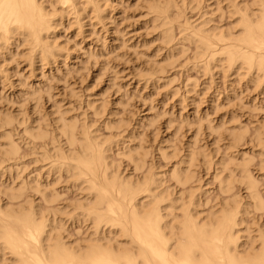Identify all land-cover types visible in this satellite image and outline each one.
<instances>
[{
    "label": "bare ground",
    "instance_id": "bare-ground-1",
    "mask_svg": "<svg viewBox=\"0 0 264 264\" xmlns=\"http://www.w3.org/2000/svg\"><path fill=\"white\" fill-rule=\"evenodd\" d=\"M76 1L79 2L78 0H53V2H51L53 3L51 4V8L48 6L50 9H47L48 4H45V7L43 0H0V56L4 51L9 55L11 47L16 50L19 46L25 45L28 47V60L32 65L40 64L39 66H41V63L50 62V60L54 62V60L61 57L63 48L59 46L60 44L58 45L55 38L56 32L60 29L64 19L67 20V24L74 22L78 29L83 28L86 23L92 26V18H97L98 20L102 19L101 13L103 12L100 9L101 4H98L100 2L97 0H85V6L82 3L81 5L83 6L78 8ZM192 1L194 2L195 0ZM229 1H231L229 3L234 5L235 2L233 1L235 0ZM253 1L254 2L250 4L251 6L249 4L246 6L244 1L243 4L241 2V4L244 5L243 7H240V2L238 4L239 7L236 4V6L232 5L234 8L237 7L236 9H232L230 4L226 5L228 7L230 6L232 11L234 10L233 15H236L233 20L234 22L230 24V26L233 25V27H231L232 29L229 28V30L228 28H224L223 30L222 27L220 29L218 26V29H214L216 25L215 27H211L209 24V27H206L208 20H206V25L203 22H198L200 25L203 23L201 27L198 26L199 24L193 26V24L189 22L186 23V19L185 23L182 24L179 7H177L176 3L172 0H166L165 2L164 0L163 2H158L156 0L152 5L149 4L148 10L150 13H148V15H153L152 18L149 16L152 22H159L157 25H159L158 28L160 27L161 29L160 36L163 43H166V47L167 44L171 43L174 39L173 37L176 31L179 35V38L176 40L181 41V45L184 44V42L192 45L194 52L191 51V58H194L192 60L195 61L196 69H200L203 74L214 72V70L218 72L217 69L221 68L222 71L224 70L227 73L239 75L241 79L247 76V78L254 82V85L256 83L260 86L264 84V0ZM250 2H252V0ZM180 3L181 6L182 4L184 5L183 0ZM217 4L219 5V3ZM195 6L190 5V9H187L192 11L196 8ZM222 9L223 8H221V10ZM58 10L59 12H57ZM64 11L67 13L64 14ZM227 12L229 13L230 11ZM219 13L222 14V11H219ZM233 15H231L232 18ZM68 16H71V18H68ZM204 18H202L203 21ZM231 22L232 20L230 19V23ZM153 24L151 25L152 28L156 26H153ZM175 29L176 31L173 34ZM155 30L156 29H154V31ZM157 31L159 30L157 29ZM173 47L175 46L173 45ZM175 52H177V49ZM174 53L173 55L175 56L176 53ZM173 55H170V57ZM168 60H170V58ZM171 60H173L172 57ZM163 63H165V61ZM165 65H168V62ZM155 66L158 67V64ZM212 69L213 71H211ZM158 73L162 74V70L154 71L146 75V81H154V78L159 75ZM240 74H244V78ZM144 75L142 76L144 77ZM211 77H213L212 74ZM247 78L245 80L248 82ZM188 88L193 89V86ZM189 91L190 89L186 92L189 94ZM171 94L173 96L175 92L173 91L170 93V96ZM97 107H95V105L93 106V113H98L96 111ZM59 111L60 110H58V112ZM60 113H57L59 115L55 122L57 123V125L55 124L56 129L59 132L57 133L60 134V136L56 137L59 139L61 137L63 140L65 139L63 143H66L68 147L64 148V145L62 146L61 139L58 145V141H55L56 137L53 138L54 142H56L55 144L58 145L55 147L53 145V140H49L52 139L50 136L51 138H48V140L51 141L53 145L52 150H45L43 153L41 151L40 153L42 155H39L38 152V155L39 157L41 156L44 161L46 160L45 163L50 160L48 163H51L50 166L57 173L66 174L70 182H72V187L77 188L76 190L79 189L80 192H85L84 199L79 194L83 201L77 200L76 198L77 201L73 200L76 202L68 203V206L63 207V209L61 208L62 204L61 207L49 208L51 206H49V204H52L50 202L54 200L53 195L50 193V195L47 194L49 189L47 193H44L45 189L43 186L41 187L39 181L32 178L29 180L27 186L23 184L25 183L24 181L15 185L13 183L11 185L8 184L9 186L7 185L8 187L3 189L4 192L2 193L1 191L5 196V201L7 200L8 203H3L4 201H2V203L0 202V264H264V228L258 231L257 240L254 241L255 237L253 239L251 235L254 232L250 233L248 227L245 226L247 224H245V217L247 218L246 215L249 212V205L250 208L252 206L254 211H261L264 209V198H262L263 200L260 198L258 194L260 191L258 192L259 189L257 190V188H259L257 187L259 183L257 185L255 181L256 177L253 178L249 169L252 164H250V160L247 161L245 157H242L240 160L241 162L239 161V163H237L238 160L235 161L236 158L231 156L223 163L221 161L222 157H219L221 162L219 166L221 168L218 167L217 169L219 171H216L225 173L217 178L219 191H221L222 194L226 195V193H228L229 196L231 193L230 191L235 188V185H240L243 186L248 193L249 198H245L250 199L251 203H240L236 200L237 198L230 200L229 197L232 196L230 195L227 197L229 200H227V198L224 199L226 201L223 200L221 206H219L216 201V203L213 202L211 210L209 211L210 208H207L209 212L206 214L204 213L205 216H201L206 210L204 211L202 209L203 212L200 210L198 211V209H201L198 208L201 207L199 206L201 203H196V199L193 198L192 192L190 193L186 190L188 194L185 192L187 195L183 194L184 197L181 196V198L177 200L176 196V198L171 197L174 196V194L170 195L172 192L170 193L166 189H160L162 188L161 178H156L154 173L149 172L152 171V169L149 170L151 167L150 164V167L147 168L149 171L146 169L144 173H138L139 176L134 179H129L128 177L130 175H122V171L120 172L118 166L113 164L114 162H111L113 160H110L111 148L113 145L117 146L120 139L107 141L105 137H103L104 140H102L100 134L93 133L94 131L97 132V129L93 125H89L88 123L86 124L87 128H85L83 125L85 120L83 122V119L82 121H80V119L79 122H82L83 127H81V124L78 126V123L75 121L79 118L76 119L77 117H73L75 120L72 118V121L70 120L71 115L70 117L68 116L69 118H65L67 115L63 116L65 110L63 113ZM1 117V129L5 126H9L15 121L16 123L19 121V119L17 120V116L12 117L9 114L8 116L2 115ZM22 121L17 124H22ZM116 122L112 123L111 121L113 125L115 124L113 128V125L110 123L111 127L108 121L106 123L108 127L105 126V128H109V126L113 129L118 128L120 122L117 123L118 125ZM230 123L232 124V122ZM230 123L228 124L230 125ZM38 124H40V122ZM225 124V126H229L227 123ZM28 125H24V132L29 140L32 141L27 143L38 140L40 144L41 141L44 142V140L49 137V135L47 136L48 133H46L48 130H44L46 127L44 129L41 128V126L43 127L42 122L41 126L36 124L37 126L35 127L33 124L34 127L32 128ZM220 125L222 127L223 124L220 123L218 127H220ZM92 126L96 130L91 131V129L88 128ZM7 128L8 127L5 129ZM205 128L208 129L207 126ZM209 128V133H212V131L217 133L218 131L215 132L214 128ZM215 128L217 129V127ZM257 128L259 129V127ZM1 129L0 131L2 132L3 129ZM234 129H231L229 132L228 129L227 131L225 128L222 129L224 130L223 132L226 131L225 134L228 132L225 139L227 141L229 137V141L227 142H230L231 148L239 146V143L245 139L244 137L246 135V132L241 128V130ZM198 132L199 131H197V133ZM0 134L1 138H4L7 133L5 134L2 132ZM225 134L223 135L225 136ZM195 136L196 135H194V138ZM120 138L122 139V137ZM253 139L256 141V145L258 144L261 146V149H263L261 154L264 155V131L260 132L256 130ZM193 140L196 141L195 139ZM47 142L48 141L45 143L47 144ZM251 143L250 145H252ZM194 144L196 147V143ZM49 145L50 144H47L45 146ZM127 146L122 148L125 151H123V153L120 152L121 156L123 155L130 164H133L135 171L143 172L145 169H142L144 167L143 154L146 152L140 153L142 150L136 151L135 148ZM193 149L195 150V148ZM197 149L198 152L201 150L199 148ZM203 150L200 151V156L202 158L199 157V159L206 165L207 163L203 162V159L207 155H201L206 153V150ZM193 151H188V154L185 152L184 154L186 155H183L184 158L182 159V164H184L182 166L184 167L179 168L177 164L178 168L175 166L176 168L173 173H171V178L177 184V188L178 186L185 187L189 182L193 183V180L190 181L191 177L194 176L190 174V172L192 173L190 168L195 165V162H200L197 160L198 153H194ZM215 151L218 153L219 150L217 149L214 150V152ZM225 151L227 152L228 150ZM18 153H20L19 146L7 134L3 144L0 145V164H3L5 161H14ZM163 153L166 154L165 152ZM168 154L167 157H169ZM227 156L225 155L223 157L224 160ZM162 157L164 156L162 155ZM239 157L240 156H238V159ZM41 158L40 161L42 160ZM17 159L15 160L16 162H18V160L20 161V159ZM164 159H166V155ZM262 162L263 158L261 159V164ZM146 164L147 163H145V166L147 167L148 165ZM258 164V166H260V163ZM196 166L197 165H195L194 168ZM218 172L216 173L217 176L221 174H218ZM235 172L237 173L236 176ZM18 179L20 180V177ZM192 183H190V185H192ZM27 187L29 190L40 195L43 202L42 205L40 203L41 201H35V203H33L34 199L32 201L29 200L27 196L29 194L26 193ZM167 187L169 188V186ZM176 187L175 189H177ZM194 187L191 189L196 190ZM41 188H43L44 192ZM191 189L189 191H192ZM176 191H174V193ZM180 192L182 194L183 191ZM224 195L223 197H225ZM197 196L199 195L197 194ZM262 196L263 195H261V197ZM19 200H21V202H18ZM14 201H16V203ZM57 201L55 200L56 204ZM214 203L216 206H219L218 209H215L216 206L213 205ZM53 206H55V204ZM69 206L70 208L68 210ZM67 212H73L76 217L78 216V218L68 217L69 220L72 219L74 223H79L85 228L84 234L80 239H73L69 237L67 233L66 225L64 226L65 222L62 220V216L66 215ZM249 225L250 224H248V226ZM262 227H264V225ZM249 228H251V226Z\"/></svg>",
    "mask_w": 264,
    "mask_h": 264
},
{
    "label": "rangeland",
    "instance_id": "rangeland-1",
    "mask_svg": "<svg viewBox=\"0 0 264 264\" xmlns=\"http://www.w3.org/2000/svg\"><path fill=\"white\" fill-rule=\"evenodd\" d=\"M78 1L79 2L76 1L78 8L83 5L85 6V0ZM97 1L100 2L98 3L99 5L101 4L100 9L103 13L100 15L103 20L92 18V26L86 23L83 28L78 29L74 22L67 24V20L64 19L60 29L56 32L55 38L58 45L60 44L59 46L63 48V52L62 56L54 60V62L50 60V62L41 63V66H39L40 64H30L28 60V47L25 45L19 46L16 50L11 47L9 55L4 51L0 56V119L2 115L8 116V114L12 117L17 116V120L19 119L17 123H20L23 119L22 124H17L15 121L12 123L13 125L10 124L9 126L3 127L2 129L4 131L0 128L2 132L5 134L7 133L8 136L13 139L19 146L20 151V153H18L19 157L17 156L14 161H5L3 164H0V202L2 203V201H4L3 203H8L7 200L5 201V196L2 194L4 192L3 189H6L12 183L15 185L17 183H22V181H24L25 183L23 184L27 186L29 180L32 178L39 181L41 187L43 186L45 189L44 192L43 188H41L44 193H47L49 189L47 194L53 195L54 200L52 201L55 206H53V202H50L52 204H49V206L51 205L52 207L48 206L49 208L61 207L62 204L61 208L63 209V207L68 206V203H74L77 200L83 201L81 200V196L84 199L85 192H80L79 189L76 190L77 188L72 187V182H70L68 176H66V174L63 175L64 173H57L50 166L51 163H48L50 160H47L48 162H46V164V160L44 161L41 156L39 157V155H42L40 153L41 151L42 153L45 152V150L50 151L53 145L55 147L59 145L61 137L60 139L56 137H59L60 134H58L59 132L56 129L57 123L55 122L59 115L57 113H63L64 110L65 113H67H64V115L62 114L63 116L67 115L65 118H69L70 115V120L72 121L73 119L75 120L76 117V119L79 118L75 121L78 123V126L81 124V127L84 125V127L87 128L86 124L89 123V125H93L97 129V132L94 131L93 133L100 134L102 140H104L103 137H105L107 141L120 139L117 146L113 145L111 148L110 160H113L111 162H114L113 164L118 166L119 171H122V175H130L128 178L134 179L139 176V174L144 173L151 165L149 170L152 169V171L148 169L147 171L154 173L156 178H161L162 188L160 189H166L168 192H172L170 195L174 194V196L171 197L176 196V200L181 198L183 194L187 195L188 193L186 190L190 193L192 192V196L196 199V203H201L199 205L201 207H198L201 209H198V211H207L209 208L210 211L212 203L215 201L221 206L222 201L230 195L235 197L233 198L230 196V200L237 198L236 200L240 203L250 202V199H246L249 198V195L243 186L235 185V188H233L234 190L232 189V191H230L232 194L229 192V196L228 193H226V196L219 191L217 178L225 174L223 172H218L219 170L217 168L221 165L219 157H222L224 160L223 157L225 155L227 156L228 153L224 161L221 159L223 163L231 156L236 158L235 161L238 160L237 163H239L242 157H245L247 161L250 160V164L252 163L250 167L252 168L249 167V169L253 178L256 177L255 181L257 185L259 183V186H257L259 188H257V190L259 189L258 192L260 191V193L258 194L261 199L264 198V155L261 154L263 149H261L260 145H256V141L253 139L256 130L260 132L264 131V84L258 86L259 84L255 83L254 85V82L247 78V76L244 78V74H240L244 78L241 79L239 75L227 73L224 70L222 71L221 68L217 69L218 72L214 70V72H207V74H203V72L198 69L200 73L196 69L195 61L192 60L194 58H191V51L194 52L192 45L186 42L181 45V41L176 40L179 38L176 29L173 31V34L176 31V34H174L175 36L173 35L174 39L172 38L173 40L171 43L167 44L166 47V43H163L160 36L161 29L160 27L158 28L159 25H157L159 22H152L151 18L153 15H148V13H150L148 5H152L156 0H152V2L151 0ZM157 1L163 2V0ZM165 1L166 0H164V2ZM172 1L179 7L182 24L185 23L186 19V23L189 22L193 24V26L199 24L198 26L201 27L203 23L206 25V20H208L209 22L207 21V25L209 24L211 27H215L216 25L214 29H221L222 27L223 30L224 28H228L229 30V28L232 29L231 27H233V25L230 26V24L234 22L233 20L236 17V15H233L234 10L232 11L235 4L238 5L239 2L243 4L244 1V4L246 3L247 6V4L250 5L254 2L253 0L252 2H250L251 0H235L233 1L235 2L233 5L229 3L231 2L229 0H198V2L197 0L194 2L192 0H183L184 5L182 4L181 6L180 2H182V0ZM51 2H53V0H43L44 5L48 4L47 9L51 8V4H53ZM82 3L83 5H81ZM217 3H219V5ZM229 4L232 9L230 6H226ZM242 4L240 7L244 6ZM190 5H194L196 8L191 11L189 10ZM48 6L50 8H48ZM221 8L223 9L221 10ZM236 8L237 7L234 9ZM217 10L222 11V14ZM227 11H230V14ZM57 12H59V10ZM65 13L67 12L64 11V14ZM231 15H233V18ZM68 18H71V16H68ZM202 18H204L205 22ZM230 19L232 20L231 23ZM198 22L203 23L200 25ZM151 23H155L153 26H156L152 28ZM207 25L206 27H209V25ZM154 29L156 30L154 31ZM157 29L159 31H157ZM173 45L179 48H175ZM176 49L177 52H175ZM170 55H173L171 56L173 60H171ZM169 58L170 60H168ZM164 61L165 63H163ZM167 62L168 65H165ZM157 64L158 67L155 66ZM161 70L162 74L158 73L159 75L154 78V81H146V75ZM211 71H213V69ZM211 74L213 77H211ZM142 75H144V77ZM246 78L248 82L245 80ZM185 84L188 86L186 87ZM191 86H193L194 91L192 88H188ZM189 89L192 92L189 91L188 94L186 91ZM173 91L175 95L172 96L171 94L170 96V93ZM92 105H95V107L98 106L96 109L98 112L97 114L93 113L94 108ZM58 110L60 111L58 112ZM82 119L83 122L84 120L85 122L87 121L86 123L84 122L83 125L82 122H79V120L82 121ZM108 121L109 124L111 121L112 123L116 121L120 122L119 125L117 124L118 122H116L118 128L113 129L115 124L113 125L112 123L113 128H111V124V127L105 128V126L108 127V125H106ZM39 122L40 124H38ZM41 122L43 127L41 126ZM230 122H232V124ZM220 123L223 124L222 127L221 125L218 127ZM225 123H227V125L230 123V125L225 126ZM23 124L26 126L29 124L28 126L31 128L34 127V125L35 127L39 125L43 129L46 127L44 130H48L46 133H48L47 136L49 135V137H47L44 142L41 141L40 144L38 140L27 143L32 140H29L25 134V126ZM205 124L209 130L205 128ZM255 126L259 127V129ZM6 127L9 129H5ZM92 127L88 128H90L91 131L96 130ZM209 127L214 128L215 132L218 130L217 133L213 131L209 133ZM215 127H217V129ZM223 127L226 131L228 129V132L234 128V130H239L241 128L246 132L245 139L239 143L240 145L237 146L238 148L236 147L237 150L236 148L230 147V142H227L229 141V137L226 141L225 138L228 132L225 134L226 131L223 132ZM197 131L199 132L197 133ZM2 132L0 131V133ZM223 134H225V136ZM194 135H196L195 138ZM251 135L253 140L251 139ZM5 136L1 138L0 134V145L3 144ZM50 136L52 139L49 140H53V145L51 141L48 140V138H51ZM120 137H122V139ZM53 138H55V141H58V145L55 144L57 141L54 142ZM46 141L49 142H47V144L52 146H45L47 145L45 143ZM61 141L62 146L64 145L63 147L67 148V144L63 143L65 139L63 140L62 138ZM194 143H196V147ZM250 143L252 145H250ZM127 145L135 148L136 151L142 150L143 152L141 151L140 153L146 152L143 154L144 167L142 169L145 168L144 171L142 170L143 172L135 171L133 164H130L123 155V157L121 156V153L125 151L122 148H125ZM187 148L190 149L188 150ZM193 148H195V150ZM197 148L201 150L204 149L203 151L206 150V153L201 154L204 156L207 155V158L205 157L203 159V162L207 163H205L206 165L199 159V157L202 158L200 156L201 150L198 152ZM217 149L219 150L218 153L217 151L214 152V150ZM225 150L228 151L226 152ZM188 151L198 153L199 156L197 155V160L200 162H195L194 164L197 166L194 168L195 165H193V167L190 168L192 171L190 174L194 175L190 180H193V183L189 182V184H186V188L184 186H178L177 188V184L171 178V173H173L177 164L179 168L184 167L182 166L184 165L182 164V159L188 154ZM185 152L186 154H184ZM213 153L216 154L214 155ZM161 154L164 157L166 155V159H164ZM167 154L169 157H167ZM238 156H240L239 159ZM259 156L263 158L262 164V158ZM17 158L20 159V161ZM40 158L43 163L40 161ZM16 159L18 162L15 161ZM145 163H147V167ZM258 163H260V166H258ZM52 172L55 173L53 174ZM217 172L221 174L217 176ZM236 175L237 173L235 176ZM19 177L21 181L18 179ZM190 183H192L193 186L190 185ZM167 186H169V188ZM175 187L177 189H182L177 190ZM187 187L190 189L194 187L196 190L191 189L192 191H189L190 189ZM174 191L176 192L174 193ZM180 191H183L182 194ZM33 192L34 191L29 190L27 187L26 193L29 194L27 195L29 200L32 201L34 199L33 203H35V201H41L40 203L42 205L43 202L40 195ZM185 192L187 194H185ZM79 194L81 196H79ZM197 194L199 196H197ZM223 195L225 197H223ZM261 195L263 196L261 197ZM229 199L227 198V200ZM55 200H58L57 204ZM14 202L16 203V201ZM18 202H21V200ZM215 203L213 204L214 206H216ZM219 206H216L215 209H218ZM42 207L45 208L44 206ZM69 208L70 206L68 210ZM206 211L203 212L201 216H205L204 213L206 214L209 212ZM248 211L246 215L247 218L245 217L247 221H245V224H247L244 225L248 227L250 233L254 232L251 235L253 239L255 237L254 241H256L258 231L264 228L262 227L264 225L262 224L264 223V209L261 211H254L252 206L250 208L249 205ZM68 217L78 218V216L76 217L73 212H67L66 215L62 216V220L65 222L64 226L66 225L65 227L67 228L69 237L80 239L85 231L84 226L79 223H74V220L72 221V219H70L71 222ZM248 224L250 225L248 226ZM250 226L251 228H249Z\"/></svg>",
    "mask_w": 264,
    "mask_h": 264
}]
</instances>
